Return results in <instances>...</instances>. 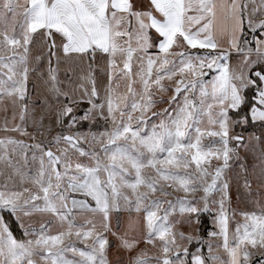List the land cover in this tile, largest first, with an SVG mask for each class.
Wrapping results in <instances>:
<instances>
[{
  "label": "snow or ice",
  "instance_id": "1",
  "mask_svg": "<svg viewBox=\"0 0 264 264\" xmlns=\"http://www.w3.org/2000/svg\"><path fill=\"white\" fill-rule=\"evenodd\" d=\"M217 32L228 34L227 48ZM73 54L89 61L88 72L78 89L65 91L59 65ZM98 55L107 66L102 98L93 75ZM33 60L47 61L55 97L45 101L48 117L67 134L57 133L51 146L0 138V176L11 170L0 183V264H112L114 242L127 264H264V210L241 213L230 237L225 179L236 156L230 144L243 142L235 126L264 123V0H148L141 7L137 0H0V102L27 99L29 73L40 71L30 68ZM27 113L21 105V124L6 121L0 130L35 140L22 126ZM44 120L42 112L32 121L41 135L52 131ZM99 121L107 126L92 131ZM244 187L251 188L247 179ZM214 208L218 230L205 241L195 225ZM122 209L129 212L123 231ZM37 214L49 219L25 222Z\"/></svg>",
  "mask_w": 264,
  "mask_h": 264
},
{
  "label": "rangeland",
  "instance_id": "2",
  "mask_svg": "<svg viewBox=\"0 0 264 264\" xmlns=\"http://www.w3.org/2000/svg\"><path fill=\"white\" fill-rule=\"evenodd\" d=\"M251 36L249 35V39ZM47 68V65H46ZM63 67L59 66L58 71V80H59V87L65 91H69L71 89H78L79 85L82 83L81 79L78 76H75L73 79H68V75L63 73ZM135 71V67L133 69ZM81 73H84V69H81ZM85 74V73H84ZM95 78L97 77L95 72L93 73ZM100 79L103 77L101 74L99 75ZM207 79V78H206ZM47 75H42L39 80L30 79L27 85V97L29 101L33 103H38L39 106L34 108L31 112V121L34 118H38L39 115L43 112L45 114L44 124L46 127H52L51 132L45 131L43 135L39 132H36L35 140L25 139L24 141L28 144L34 143H43L46 146H51L50 141L52 138L57 134L64 132L67 134V129H61L59 127L53 126L51 124V120L48 117V109L46 107L45 101L47 100L50 104H55V97L51 95L49 92V86L46 83ZM36 83V89L34 88ZM98 85V83H97ZM87 86V85H86ZM124 89L121 88V91ZM38 93V94H37ZM170 95V93L168 94ZM103 97V93L101 94V98ZM62 99V98H61ZM165 100H167V95L165 96ZM28 104L25 101H18L16 105H13L8 98H5L3 102H0V116H6L7 122L9 121L10 117L12 119L13 113L15 112L16 118L15 120L12 119L14 125L21 124L19 119V114L21 110V105ZM168 105L161 104L158 107L164 108ZM5 107L7 110L5 111ZM89 107V105H88ZM251 122V121H250ZM253 123V122H251ZM258 128L257 132H247L244 128L247 125H237L233 129V135H240L243 137V142L240 146H237L236 141H232L230 146L236 149V156L229 161V167L225 170V179L229 182V191L228 197L229 201L226 203V209L229 214V235L231 237L232 232L235 230L237 223H243V217L241 213L248 212H256L259 214L261 210H264V123L255 122L253 123ZM97 126V130L95 131H103L105 125L104 122H98L97 124H93ZM92 125V126H93ZM23 126V125H22ZM88 130V123L85 122L84 125L80 128V131H87ZM75 131V130H73ZM14 136L20 138L19 133H14ZM256 137H259L257 140ZM209 141H205L208 143ZM87 147V145L85 146ZM53 151L55 148L53 147ZM31 157V152H29V158ZM17 159L19 157H16ZM214 166L216 162H213ZM38 165H33L31 161L29 162V167L33 170ZM6 174L0 176V183H3L7 180V174L11 172L10 169H5ZM14 179L18 182V177H14ZM247 179L250 182L251 188L244 187V180ZM177 195L183 196V193H178ZM202 192H198L195 194V198L198 200L200 196H202ZM213 197L216 200H219V194L214 193ZM217 209H213V214L203 213L200 216L199 224L195 225V228L199 230L200 233V224L201 221H206L208 227L206 229V237H203L205 241H208L210 237L208 236V232L218 230L217 226L213 223V215L216 213ZM233 213L235 215L233 216ZM135 216V213H132ZM116 213L112 214V223L113 227H116ZM120 218V230L123 231L126 223L129 219V212L127 210L122 209L119 213ZM49 217L47 216H40L39 214L31 217L25 218L26 223H32L33 226H38L41 221L47 220ZM56 230V226L53 225V231ZM180 230L184 232H191L193 228L184 225ZM218 240H212V243L215 245L218 243ZM79 247H83V245L78 244ZM141 247H145L150 256L159 255L158 248H152L150 245H141ZM194 250V248L190 249ZM204 255L207 256V247L205 245ZM217 254L224 255L223 250L219 249ZM109 259L112 261V264H117V260L121 262V264H127V255L123 252L117 251L115 248V242L113 244V248L110 251Z\"/></svg>",
  "mask_w": 264,
  "mask_h": 264
},
{
  "label": "crops",
  "instance_id": "3",
  "mask_svg": "<svg viewBox=\"0 0 264 264\" xmlns=\"http://www.w3.org/2000/svg\"><path fill=\"white\" fill-rule=\"evenodd\" d=\"M148 0H137V6L141 7V6H147ZM228 34L224 33V34H220L219 32L216 33V39L218 40V42L221 44L222 48H227L228 47ZM251 39V38H250ZM41 47L39 45L34 46L32 49V56L34 57L35 55L39 54L41 52ZM155 51V50H153ZM203 51V50H202ZM240 60V57L237 55V53L235 51L232 52V55L230 57V65L235 68L236 65L238 64ZM88 63L89 61L85 60V61H81L79 56H76L75 54H73V58L72 59H66L64 62H62L59 66H62L63 69V73L68 75V79H73L75 76H78L80 78L81 76V69H84V73L87 74L88 72ZM46 65H47V61L43 60L40 62L39 65H37L35 63V61L33 60L30 63V68L33 67H38L39 68V72H32L30 71L29 73V80L33 79V80H39V78H41L42 74L43 75H47L46 74ZM95 72L96 74V81L98 83L97 87L98 89L101 90V94L103 93V88L107 85L108 82V77H107V66H106V59L102 56H97L95 62H93V73ZM102 75L103 77H99V75ZM28 80V81H29ZM34 88L36 89V83ZM38 94V93H37ZM26 102L28 103V113L26 116V119L23 123V127L27 128V131L29 133L35 134L37 131L36 127L33 125V122L31 121V112L34 108L38 107L39 104L38 103H33L31 101H29L28 97L26 99ZM7 121L6 116H0V129H3L5 122ZM8 127L12 128L14 126V123L10 117L9 121L7 122ZM15 132H4L2 130H0V138L3 137H12L15 139H19V140H24L25 139H29L28 136H23L20 135V138L14 136ZM27 143V142H26ZM2 167V166H0Z\"/></svg>",
  "mask_w": 264,
  "mask_h": 264
},
{
  "label": "trees",
  "instance_id": "4",
  "mask_svg": "<svg viewBox=\"0 0 264 264\" xmlns=\"http://www.w3.org/2000/svg\"><path fill=\"white\" fill-rule=\"evenodd\" d=\"M251 94V93H250ZM88 105L86 103L81 104L80 108L84 109L87 108ZM99 122H104V121H99ZM92 131L97 130V126L93 125L92 126ZM245 131L247 132H257L258 128L255 126V124L249 122L248 126H246L244 128ZM5 215V219L9 222L10 227L12 228L14 235L17 236V238H21V230L19 229V227L17 226V224L13 221V218L11 216H9L7 213L4 214ZM208 227V224H206V221L204 222V220L201 221L200 224V233L201 236L206 237V229Z\"/></svg>",
  "mask_w": 264,
  "mask_h": 264
},
{
  "label": "water",
  "instance_id": "5",
  "mask_svg": "<svg viewBox=\"0 0 264 264\" xmlns=\"http://www.w3.org/2000/svg\"><path fill=\"white\" fill-rule=\"evenodd\" d=\"M207 78V77H206Z\"/></svg>",
  "mask_w": 264,
  "mask_h": 264
}]
</instances>
